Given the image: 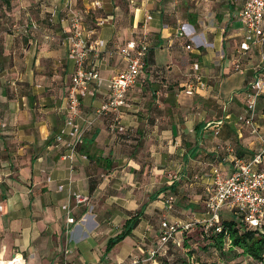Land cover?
<instances>
[{
  "label": "crops",
  "instance_id": "obj_1",
  "mask_svg": "<svg viewBox=\"0 0 264 264\" xmlns=\"http://www.w3.org/2000/svg\"><path fill=\"white\" fill-rule=\"evenodd\" d=\"M242 5L0 0V258L126 263L156 249L162 220L193 222L188 233L202 230L213 168L227 176L234 160L248 162L260 150L236 119L244 112L243 91L264 66L263 50L239 51ZM69 8L87 41L99 45L95 67L105 81L124 69L118 49L141 33L149 44L142 74L127 94L129 107L99 116L110 92L106 83L91 85L79 97L77 130L66 101L75 68L66 42ZM181 28L184 38L176 36ZM257 121L264 136V87ZM78 136L82 143L70 161L67 145ZM257 168L264 169V158ZM74 195L88 201L75 205ZM132 219L129 234L116 242Z\"/></svg>",
  "mask_w": 264,
  "mask_h": 264
},
{
  "label": "built area",
  "instance_id": "obj_2",
  "mask_svg": "<svg viewBox=\"0 0 264 264\" xmlns=\"http://www.w3.org/2000/svg\"><path fill=\"white\" fill-rule=\"evenodd\" d=\"M243 5L238 13V22L243 33L242 41L239 44V51L248 52L252 47L264 52V0H242ZM70 32L66 37L69 54L74 60L75 68L71 77V83L67 91V113L72 123L73 129L77 130L76 121L79 119V97L94 85L100 88L106 83L110 94L107 100L101 105L97 114L108 116L118 114L121 108H128L127 94L138 83L142 74L145 58L149 52L148 37L145 33L134 41L128 42L124 47L118 49V54L123 59L124 69L108 81H105L95 67V61L99 57L98 43L87 41L85 30L82 26L78 14L69 8ZM183 28L176 32L179 38L186 37ZM190 50L191 47L186 45ZM263 61H264V53ZM264 87V66L259 67L256 75L246 89L243 91V113L236 117L240 125L253 136L260 145V150L248 162L234 160V168L231 174L223 176L217 169L213 168L210 184L206 187V197L204 207L207 211V218L199 224L205 229L214 228L216 232H221L219 227L220 215L223 210H229L238 216L247 228L259 231L264 230V169H258L264 158V136L257 122V103ZM196 87L190 86L185 94L192 96ZM117 123V116L109 128L114 129ZM223 121L214 123L215 135ZM82 143V137L78 136L73 145H67L70 152L68 159L72 161L75 147ZM75 205L84 204L87 197L74 195ZM170 204V203H169ZM1 210V206H0ZM68 213V208H64ZM167 210H171L170 205ZM68 224H73L72 218L67 219ZM192 223L178 225L162 220L160 223V233L158 246L147 253L145 259L133 258L126 263L115 264H142L154 260L163 251L164 246L169 242L175 243V236L179 231L188 232L193 227ZM0 264H25L23 257L19 254L13 255L9 260L0 258ZM107 264V263H98Z\"/></svg>",
  "mask_w": 264,
  "mask_h": 264
},
{
  "label": "trees",
  "instance_id": "obj_3",
  "mask_svg": "<svg viewBox=\"0 0 264 264\" xmlns=\"http://www.w3.org/2000/svg\"><path fill=\"white\" fill-rule=\"evenodd\" d=\"M3 1L6 2V0ZM230 214V220H225L223 219L222 214L220 215L219 227L221 228V232H216L214 228L204 229V226L201 225V227L205 231L210 232V239L212 240V242L209 246L213 248L218 254V258L211 264H230L233 260L241 256L248 257L250 260L258 264L263 263L264 230L259 231L247 228L242 220L238 216H236L234 212L231 211ZM134 223V219L129 221L127 223L125 232L118 236L115 241L119 242L124 236L129 234V231L133 227ZM178 233H181L183 235L187 232L179 231ZM170 244H172V242H169L167 245ZM111 245L112 243L109 245V247ZM205 250L208 251V248H206ZM158 256L159 254L156 257ZM152 261L153 260L146 263H150Z\"/></svg>",
  "mask_w": 264,
  "mask_h": 264
},
{
  "label": "rangeland",
  "instance_id": "obj_4",
  "mask_svg": "<svg viewBox=\"0 0 264 264\" xmlns=\"http://www.w3.org/2000/svg\"><path fill=\"white\" fill-rule=\"evenodd\" d=\"M230 212L223 213V219L230 220ZM210 236V232L205 231L203 228L202 230L198 228L194 232H187L182 236H178L175 243L164 246L163 251L160 252L155 262L157 264H211L218 258V254L209 246L212 242ZM206 248H208V251L205 250ZM230 264L258 263L250 260L248 257L241 256L233 260ZM260 264H264V262Z\"/></svg>",
  "mask_w": 264,
  "mask_h": 264
},
{
  "label": "bare ground",
  "instance_id": "obj_5",
  "mask_svg": "<svg viewBox=\"0 0 264 264\" xmlns=\"http://www.w3.org/2000/svg\"><path fill=\"white\" fill-rule=\"evenodd\" d=\"M2 259V258H1Z\"/></svg>",
  "mask_w": 264,
  "mask_h": 264
}]
</instances>
